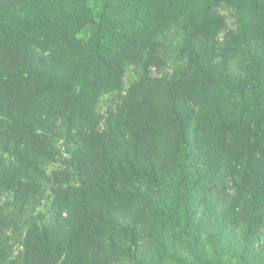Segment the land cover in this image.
<instances>
[{
    "label": "trees",
    "instance_id": "1",
    "mask_svg": "<svg viewBox=\"0 0 264 264\" xmlns=\"http://www.w3.org/2000/svg\"><path fill=\"white\" fill-rule=\"evenodd\" d=\"M0 264H264V0H0Z\"/></svg>",
    "mask_w": 264,
    "mask_h": 264
}]
</instances>
